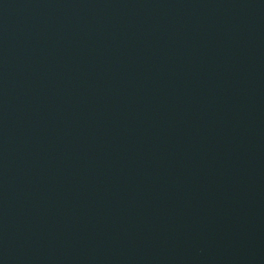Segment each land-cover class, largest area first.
<instances>
[{
  "label": "water",
  "instance_id": "95a60500",
  "mask_svg": "<svg viewBox=\"0 0 264 264\" xmlns=\"http://www.w3.org/2000/svg\"><path fill=\"white\" fill-rule=\"evenodd\" d=\"M0 264H264V0H0Z\"/></svg>",
  "mask_w": 264,
  "mask_h": 264
}]
</instances>
